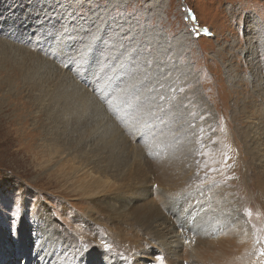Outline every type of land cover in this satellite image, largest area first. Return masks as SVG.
<instances>
[{
	"label": "rangeland",
	"instance_id": "374dc122",
	"mask_svg": "<svg viewBox=\"0 0 264 264\" xmlns=\"http://www.w3.org/2000/svg\"><path fill=\"white\" fill-rule=\"evenodd\" d=\"M156 205L264 264V0H0V264H180Z\"/></svg>",
	"mask_w": 264,
	"mask_h": 264
},
{
	"label": "bare ground",
	"instance_id": "6f19581e",
	"mask_svg": "<svg viewBox=\"0 0 264 264\" xmlns=\"http://www.w3.org/2000/svg\"><path fill=\"white\" fill-rule=\"evenodd\" d=\"M162 153L165 154L166 152L162 150ZM138 203L139 201L137 200H129V201H126L124 205H122V208H124L125 212H130L131 215H134L140 206ZM208 203L211 204V202H208ZM148 205H149L148 198H145L144 200H142L143 207H146ZM156 206H157L156 210H151L150 212L146 214V216L152 215V222L150 223L151 237H153L151 238L152 243L153 245H156V247H158L159 249L164 248L165 253H167L172 258L174 257L175 260H178V257L180 254L184 255L181 261V262H184V264H200L201 262L200 260L203 259L204 247L206 244H208V242H210L211 238L215 237L214 240L216 242L220 240L222 241L230 233L237 232V229H238L237 227H240V228L242 227L238 224H232L233 218L230 215L231 213L228 215V212H225L223 214L222 220L220 221L219 218L213 217L208 214L206 215V217L205 216L199 217V215L201 214V211L200 212L196 211L193 208V206L192 207L183 206L182 208L185 207L184 210L179 211L178 209L179 212L166 210L167 207H163L159 205H156ZM175 209L176 208H174L173 210ZM212 213H215V211ZM192 216L195 217L196 223L200 224L204 219L206 220L205 223L207 224V226L210 227V229H208V231L204 233L201 237L197 238L195 236L196 233L194 231L191 233H186L185 231H183L181 233V231H177L176 229L178 228V225L181 219L182 220L185 219V222H186L185 224H187V225H183L184 230L188 229L189 227L188 224L192 221ZM241 237L249 238L248 236L246 237L245 235H241Z\"/></svg>",
	"mask_w": 264,
	"mask_h": 264
},
{
	"label": "snow or ice",
	"instance_id": "6c2138e0",
	"mask_svg": "<svg viewBox=\"0 0 264 264\" xmlns=\"http://www.w3.org/2000/svg\"><path fill=\"white\" fill-rule=\"evenodd\" d=\"M261 254L264 255V252H262ZM159 259L163 260V257H159Z\"/></svg>",
	"mask_w": 264,
	"mask_h": 264
}]
</instances>
